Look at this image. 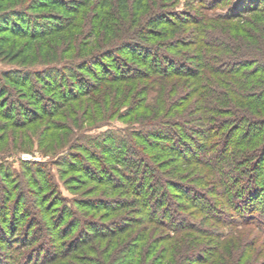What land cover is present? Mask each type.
<instances>
[{"label": "trees", "instance_id": "obj_1", "mask_svg": "<svg viewBox=\"0 0 264 264\" xmlns=\"http://www.w3.org/2000/svg\"><path fill=\"white\" fill-rule=\"evenodd\" d=\"M168 1L0 0L1 126L50 153L0 159V264H264V0Z\"/></svg>", "mask_w": 264, "mask_h": 264}, {"label": "rangeland", "instance_id": "obj_2", "mask_svg": "<svg viewBox=\"0 0 264 264\" xmlns=\"http://www.w3.org/2000/svg\"><path fill=\"white\" fill-rule=\"evenodd\" d=\"M192 1L193 0H169L168 2L164 3V5L169 7V8H166L165 11H170V10L172 11L173 9H177L178 11H182V9L184 7L189 6L190 4L192 6V3H191ZM172 6H174L173 9L171 8ZM48 12L49 11H47V10H39L37 12L34 10L30 11V13H32V14L33 13H35V14H48ZM45 21H46L45 22L46 24H49L47 19H45ZM139 39H141V38H139ZM11 43H12V45L15 43H20L22 45L25 44L24 41H18V40H12ZM159 43H161V42H159ZM163 44L164 45L162 46V48H163V50H165L166 42H164ZM19 48H22V47H19ZM26 49L27 48H25V51L21 53L20 60L25 61V63H26L25 65H28V64H31V66L32 65H34V66L38 65L39 59L43 58V56L38 54V52H36L37 54L30 53V52L26 51ZM168 51H170V50H168ZM22 64L20 61L11 63L7 59H4L0 56V73L13 70L14 68L20 67ZM99 70L100 69L96 68V70H94V71L97 74H99ZM91 80L93 81V79H91ZM5 100H6V98L1 99V101H5ZM4 123L5 122L0 118V159H7V158L9 159V162L6 164L5 168L9 167V169L17 171L19 169L18 168L19 160L43 162V161H48L50 159V157H49L50 153L48 155H44L45 153L43 154V152H41V149L39 148V143H42L41 145H43V142L45 141L44 140L43 142H40L42 137L38 136L39 130L43 127L44 122L37 121L36 123H34L32 125H28L27 127H24L23 129H16L14 127H9V126L4 128L3 126H1ZM123 128H124V125L121 121H113V123H110V125L108 124L104 127L99 128L96 131L88 132L87 135H98V134H101L104 131L109 130V129H113L114 131H116L119 134V133L123 132L122 131ZM51 135H52V137H51L52 139L50 141L55 142L54 139H56L57 137H55L54 135H56V134L53 133ZM86 145L91 147L90 144H86ZM15 150H17L18 152H14ZM6 152H12V153H9L8 155H6V154L3 155ZM64 153L66 154L67 151H64ZM67 162H68V160H64L62 163H67ZM2 167H3V165H2ZM171 168H169V169H171ZM0 172H2L1 169H0ZM50 172L53 175V181H51V183H54L57 186V189L59 190V194L63 195L64 197H66L70 200L78 198L79 196L82 197L81 195L84 191H87L86 193L92 192L91 194L94 196H91V198H93V197H108L109 195H112V196L108 197V198L121 196L115 192H113L111 194H109L108 192L106 193V192H104L105 187H100V186H97L93 183L85 182L84 181L85 177L83 175L69 174V175L62 177V176H60V173H58L57 167L52 168L50 170ZM1 177H2V174L0 173V179H3ZM80 180L82 181V185L80 186V187H82V189L74 190V189H77L79 187V186H75V185H78ZM24 181H27V179L25 178ZM67 183L69 184V186ZM6 184H7V186H5V184L3 185L4 188H6V187H8V185H10V183H6ZM4 188H0V197H1V195H6V193L2 192V190H1ZM106 195H108V196H106ZM58 207L59 206H57L56 208H53L51 210V214L53 212H56L57 211L56 209H58ZM246 231L245 232L242 231L244 233V235L248 233V231L247 232ZM242 232L240 235H243ZM251 238H253V237H251ZM250 240L251 239H249L247 241L252 243L253 241H250ZM254 244L258 245L257 250L260 249L264 255V241L262 239H259V243L257 242Z\"/></svg>", "mask_w": 264, "mask_h": 264}]
</instances>
